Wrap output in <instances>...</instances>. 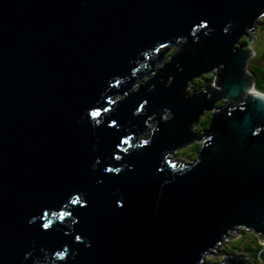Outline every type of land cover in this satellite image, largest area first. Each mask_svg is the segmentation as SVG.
Returning a JSON list of instances; mask_svg holds the SVG:
<instances>
[{"label":"water","instance_id":"95a60500","mask_svg":"<svg viewBox=\"0 0 264 264\" xmlns=\"http://www.w3.org/2000/svg\"><path fill=\"white\" fill-rule=\"evenodd\" d=\"M262 13L264 0H0V264H204L238 228L264 239V93L246 73ZM194 140L192 162L171 161Z\"/></svg>","mask_w":264,"mask_h":264},{"label":"rangeland","instance_id":"374dc122","mask_svg":"<svg viewBox=\"0 0 264 264\" xmlns=\"http://www.w3.org/2000/svg\"><path fill=\"white\" fill-rule=\"evenodd\" d=\"M263 19H264V16H262L260 19H258V21L256 22V25H255V28H254V30L252 31V32H250L249 34H250V36H252L254 39V42H253V44H252V50L254 51V54L253 55H258V53L261 51V46H260V44L261 43H259V45L258 46H255L254 44H255V41L256 40H259L260 41V36L261 35H264V31H263ZM262 39V38H261ZM240 41V40H239ZM258 42V41H257ZM255 90V89H254ZM206 116H207V112H204L203 114H202V116L199 118V120H198V122L193 126V128H192V130L194 131V132H198L199 130H201V119H205L206 118ZM207 119V118H206ZM205 119V120H206ZM201 140L200 141H198V140H194L193 142H191L190 144H188V145H186L185 147H183V148H180V149H178L175 153H173V154H170V159H171V161L172 162H174V163H176V164H178V163H184V164H187V163H189V162H192V160L194 159L193 157L192 158H190V157H185L183 154H185V155H188L187 153H189V148H191V146L193 145V144H195V143H199L200 145H201ZM239 235V233H233L232 235H231V237H229V240H227L226 241V243H227V247H223V245L221 246H219V248L220 247H223V249H225V248H230V246L231 245H229L231 242L230 241H232V240H234V238H233V236H236L237 238L240 236H238ZM235 237V239H237ZM251 237V238H250ZM258 237L260 238V240L258 239ZM248 239H252L253 240V242L255 241V239L257 240V242H263L264 243V239H263V237L262 236H258L257 234H255L253 231H247V230H244V232H243V234H242V238L240 239V240H238L237 241V243L235 244L236 245V247L238 248V249H240V250H243L242 252L244 253V252H248V250L246 249V246H245V244L246 243H248L249 244V248L251 249L252 247V243L251 242H248ZM225 243V242H224ZM264 245V244H263ZM221 251H223L224 252V250H221ZM236 252V251H235ZM241 254V253H240ZM242 258L244 259V260H246L247 262H248V259H247V257L245 256V255H243L242 254ZM222 259H225V258H222ZM222 259L221 260H219V257L217 256V255H215V254H211V255H209V256H207V257H205V259H204V264L206 263V264H219L221 261H222ZM250 264H252L251 262H250ZM255 264H262L261 262H259V263H255Z\"/></svg>","mask_w":264,"mask_h":264},{"label":"trees","instance_id":"16d2710c","mask_svg":"<svg viewBox=\"0 0 264 264\" xmlns=\"http://www.w3.org/2000/svg\"><path fill=\"white\" fill-rule=\"evenodd\" d=\"M239 43H241L242 45H246L245 41H243L242 39H240ZM263 56H264V50H263V52L261 54H259V57H263ZM248 71L250 73H252L254 75V77H255V87H254L255 91H259V92L264 93V70L261 67H259V66H255V67L251 68V71L250 70H248ZM204 77L205 78H203V80H201V81L199 79L195 80L197 82L196 85H194L195 81H193V83H191V84H189L187 86V87H189L191 89L192 93L195 92V91H199L205 82L211 83L212 81H214V77L215 76H214V74H207ZM220 104H221V102L216 103V107H219ZM209 116L206 117L207 119L205 118L206 120L204 118L201 119V121H200L202 123L201 124V127H202L201 130L204 129L207 126L208 120L210 118ZM199 146H200L199 143L193 144L191 146V148H189V153H187L188 155H185V154H183V155L185 157H190V158L193 157L195 159V156H196L195 153H196L197 149L199 148ZM243 232H244V229L240 228L239 229L240 236L237 239H234V240L230 241L231 243L229 245H231V246H230V248L226 249V251H225L226 254L228 255L230 252L236 251L237 253H241V254H243V255H245L247 257V259H248L247 263L248 264H250V262L252 264L261 262L259 260V258H258V255H259L261 249L263 248V244L261 243V241L257 242V240L255 239V241L253 242L252 239H248V242H251L253 245L251 246L252 248L250 249L249 248V244L246 243L245 246H246V249L248 250V252H244V253L242 252L243 250H240V249H238L236 247L235 244L237 243L238 240H240L242 238ZM258 239L260 240L259 237H258ZM226 245H227V243L225 245H223V247H227ZM220 252H223V251H220Z\"/></svg>","mask_w":264,"mask_h":264},{"label":"snow or ice","instance_id":"6c2138e0","mask_svg":"<svg viewBox=\"0 0 264 264\" xmlns=\"http://www.w3.org/2000/svg\"><path fill=\"white\" fill-rule=\"evenodd\" d=\"M262 15H264V13H262ZM194 23H198L199 27L200 28H205L207 27V21L204 19V18H201L200 21H194ZM140 109H136V111H139ZM104 111H107V109H104ZM89 116L95 118L97 115H98V112L97 110L93 109L92 111H90L88 113ZM116 124V121L115 120H111L109 122V128L113 127L114 125ZM119 143H127L126 140H120ZM140 144L141 145H145L147 144V141H144V140H141L140 141ZM113 159H120L118 156H114ZM103 171L104 172H109V171H113V172H119V169L118 168H112V169H109V168H103ZM69 196L71 197V199L69 200V203L73 204V205H76L79 203V207L81 209H83L84 207H86V202L83 200V198H81L79 201L77 200V197L76 196H73L71 194H69ZM119 206V205H118ZM59 216L62 218V217H66V216H69V212L67 211H63V212H60L59 213ZM41 227L43 229H48L49 228V225L47 223L45 224H42ZM75 240L76 241H80L81 240V237L79 235L75 236ZM56 256L60 259H63L64 256H63V253L62 252H56Z\"/></svg>","mask_w":264,"mask_h":264},{"label":"flooded vegetation","instance_id":"af4514ba","mask_svg":"<svg viewBox=\"0 0 264 264\" xmlns=\"http://www.w3.org/2000/svg\"><path fill=\"white\" fill-rule=\"evenodd\" d=\"M263 23H264V19H263V21H262ZM264 25V24H263ZM263 31H264V26H263ZM260 41L259 40H256L255 41V46H258L259 45V43H261L260 44V46H261V51L258 53V55H252L249 59H248V61H247V65H246V73L248 74V75H250L251 77H252V79H253V83H252V86H253V88L255 87V77H254V75L252 74V73H250L248 70H250L251 71V68H253V67H255V66H259V67H261L263 70H264V56L263 57H259V54H261L262 52H263V50H264V35H261L260 37ZM262 38V39H261ZM243 41H245V43H246V37H242L241 38ZM258 41V42H257ZM240 42V41H239ZM241 43H238L237 45H236V47H243V48H246L247 47V43H246V45H240ZM254 52V51H253ZM254 54V53H253ZM203 78H205V77H201V79H200V81L201 80H203ZM221 102V104H220V106L223 104V102L222 101H220ZM219 106V107H220ZM210 115V113L209 112H207V116H209ZM206 116V117H207ZM226 249L227 248H225V249H223V247H218V248H215L213 251H214V253H215V255H217L218 257H219V260H220V256L223 254V253H221L220 251L221 250H224V252L226 251ZM226 253V252H225Z\"/></svg>","mask_w":264,"mask_h":264},{"label":"clouds","instance_id":"9594fccd","mask_svg":"<svg viewBox=\"0 0 264 264\" xmlns=\"http://www.w3.org/2000/svg\"><path fill=\"white\" fill-rule=\"evenodd\" d=\"M239 229L240 228H238V229H236V230H238V232H239ZM227 239V236H226V238H225V243H223L222 245H225L226 244V240ZM262 243V242H261ZM263 244V243H262ZM221 245V246H222ZM219 247V246H218ZM217 247V248H218ZM263 248H264V245H263ZM221 253H223L221 256H220V260L222 259V258H226L230 253H237V252H235V251H232V252H230L228 255L226 254V253H224V252H221ZM211 254H215L214 253V251H212V253H209V254H207V255H205V257H207V256H209V255H211ZM238 254H240V253H238ZM242 255V254H241ZM205 257H204V259H205ZM222 260H224V259H222ZM247 262V261H246ZM206 264V263H205Z\"/></svg>","mask_w":264,"mask_h":264},{"label":"built area","instance_id":"2783aa9c","mask_svg":"<svg viewBox=\"0 0 264 264\" xmlns=\"http://www.w3.org/2000/svg\"><path fill=\"white\" fill-rule=\"evenodd\" d=\"M233 233H239V232H238V230H234V231H232V232H229V233L227 234V239H226V240H229V237H231V235H232ZM239 235H240V234H239ZM239 235H238V236H239ZM235 237H236V236H233L234 239H235ZM236 238H237V237H236Z\"/></svg>","mask_w":264,"mask_h":264},{"label":"bare ground","instance_id":"6f19581e","mask_svg":"<svg viewBox=\"0 0 264 264\" xmlns=\"http://www.w3.org/2000/svg\"><path fill=\"white\" fill-rule=\"evenodd\" d=\"M252 91H255V90H252Z\"/></svg>","mask_w":264,"mask_h":264}]
</instances>
